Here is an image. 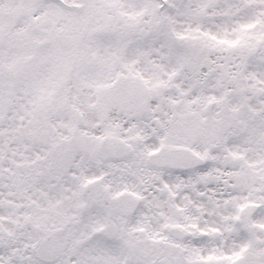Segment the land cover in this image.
Segmentation results:
<instances>
[{
	"label": "snow or ice",
	"instance_id": "snow-or-ice-1",
	"mask_svg": "<svg viewBox=\"0 0 264 264\" xmlns=\"http://www.w3.org/2000/svg\"><path fill=\"white\" fill-rule=\"evenodd\" d=\"M0 264H264V0H0Z\"/></svg>",
	"mask_w": 264,
	"mask_h": 264
}]
</instances>
